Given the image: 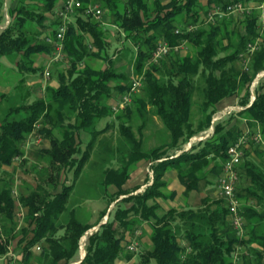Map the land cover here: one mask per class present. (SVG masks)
<instances>
[{
    "label": "trees",
    "instance_id": "16d2710c",
    "mask_svg": "<svg viewBox=\"0 0 264 264\" xmlns=\"http://www.w3.org/2000/svg\"><path fill=\"white\" fill-rule=\"evenodd\" d=\"M80 1L81 6L75 9L62 41L67 66L56 70L59 86L47 85L44 93L31 101L28 99L33 86L27 84L28 78L43 70L34 65V55H52L54 48L44 38L61 22L58 11L62 5L57 7L59 0L37 3L17 0L14 7H8L9 22L0 30V58L14 65L16 78L14 94L0 91V106L7 102L0 111V173L4 175H0V255L8 253L11 241L16 239L15 249L22 256L19 264H60L62 260L63 264H69L79 250L82 236L99 224L96 230L87 233L85 255L78 264H114L119 257L130 259L126 254L130 241L125 239L126 232L133 235L137 223L148 220L151 244L140 252L135 264H147L150 259H155L157 264H232L238 246L247 251L242 254L240 264H264V149L258 148L261 144L250 142L237 167L240 181L236 195L245 220L244 237H239L232 227L226 202L220 196L212 199L205 195L200 207L188 204L186 208H170L160 214V206L155 201L157 197L167 196V183L162 177L169 168L178 170V178L185 187L184 196L188 198L208 174L213 178L207 181L217 184L226 150L239 135L246 130L259 131L264 140L263 84L257 86L255 98L249 105L250 82L264 70V32H259L258 9L245 15L240 22L245 26V33L239 34L234 30L233 17L208 24L201 20L207 9L235 0H207L205 5L200 0H169L165 4L160 0ZM91 2L106 9L108 23L120 29L136 46L134 68L142 76V93L131 95V102L118 109L121 113L107 101L114 93L124 94L130 84L125 83L127 75L111 65L107 30L101 21L86 13ZM191 24L196 27L188 31ZM86 35L92 41L89 42ZM260 36L259 46L249 52L247 43L255 42ZM160 40L172 47L187 43L191 52L180 55L178 50L172 49L152 63L149 58ZM248 57L246 70L243 60ZM94 58L105 60L107 67H93L88 60ZM2 67L0 62V76L6 79L11 71L7 69L4 75ZM196 76L204 79L205 86L200 104L202 117L194 122L191 108ZM14 95L17 100L11 104ZM230 96H237L242 107L238 113L248 128L244 130L236 125L226 128L220 120L213 126L209 139L175 155L174 151L181 149L192 136L209 128L215 105ZM147 114L158 116L167 129L169 141L144 150L141 134L136 138L121 117L129 120L138 116L142 119L141 129ZM112 117L120 120L119 133L130 146L125 158L121 155L115 158L119 162L117 167L103 169L101 183L116 188L109 195V204L121 194H129L122 201L130 205L121 207L115 203L113 214L110 210L105 222L100 223L106 215L103 212L99 221L90 224L68 209L72 184L66 183V174L71 173V182L79 175L90 156L92 142L100 133L97 123ZM83 131L92 135L85 149L81 148ZM34 135L49 142L48 147L35 151V158H42L43 163L38 173L48 168L52 173L46 175L44 185L39 182L31 188L29 183L21 184L22 189L15 196L14 179L5 173L4 167L24 155L27 139ZM259 151H263L260 159L255 157ZM141 159L151 161L152 182L142 192L132 194L133 190L123 185L131 166ZM58 185H62L60 190L56 188ZM210 199L215 204L212 210ZM22 206L27 209V224L18 228L16 214ZM66 211L67 219L59 222ZM37 243L43 246L40 255L32 251Z\"/></svg>",
    "mask_w": 264,
    "mask_h": 264
},
{
    "label": "rangeland",
    "instance_id": "374dc122",
    "mask_svg": "<svg viewBox=\"0 0 264 264\" xmlns=\"http://www.w3.org/2000/svg\"><path fill=\"white\" fill-rule=\"evenodd\" d=\"M27 1L29 2L35 1L37 3V2H40L41 0H27ZM160 1H162V4H165L167 0H160ZM3 3L4 4L2 5V7L5 8L4 10L5 12L2 11V13H6V9L9 6L10 0H8V2L7 0H4ZM88 5H99V4L96 2H91V4L89 3ZM2 7L0 6V10L2 9ZM244 17H233L234 18L233 23L235 25L234 30L236 33H239V34L245 33L244 31L245 26L244 24L241 25L240 23ZM8 22H9V16L5 14V22L1 24L0 26L1 29L4 28ZM101 24L103 25L102 22ZM104 26L108 27L105 24ZM113 29L114 31L110 32L109 37L106 38V41L109 43V45H107L108 46L107 53L112 58L110 59L112 60L111 65L117 71L121 73L123 72L127 75L128 80H126L125 83L126 85H128L130 84L133 78L138 77V76L142 78L140 74H137L135 72V68H134L136 47L134 46V43L129 44L127 40L125 44L122 43L121 42L122 34H120V32L117 30L115 31V28ZM259 32L260 33L264 32V17L261 18V16H259ZM260 39L262 40L261 36H260ZM178 51L180 55L187 54L191 52V47L190 45H187V43H184L183 46L178 49ZM42 59L43 58H40L38 59V61L40 62ZM64 62L65 61L63 60L58 62L59 63L58 67L60 69H64V67L61 66V64L63 65ZM8 63L9 61H5L4 65L11 67V64H8ZM148 63L149 62H147V64ZM89 64L94 65V66H99L102 64V68L107 67V62L105 60L100 61L98 60V58H94L93 60H90ZM42 68H44L43 65H42ZM45 70L49 71L50 77L45 75ZM52 73L53 72L50 67H46L42 70V73H41L42 76H40L41 81L38 82V84L33 85L32 95L28 99L29 101H31L34 97L42 95L44 93L43 91L44 87L47 86L50 82H53V80L57 79L56 76H52ZM262 73L263 74L260 77L255 79V81L253 80L254 82H252L253 84L251 86V89L254 90V94L259 84H263V88H264V70ZM15 81H16V78H13L11 81L9 80V82H13V83H15ZM119 82H122V80H119ZM194 85H195V90H194V94L192 98L193 103H192L191 110L193 113L192 114L193 120L194 122H196L202 117L201 110H200V104L204 99V93H203L204 86H205L204 79L201 78L200 76H196ZM37 87H40V88H37ZM141 93H142L141 89L138 88L132 93V95L137 96V95H141ZM116 94H119V93H116ZM120 97H121V93L119 94V96L117 95V97L115 98V104L114 102L113 104H111L112 108L117 113H121V112H118V109L114 107L117 106V103L119 102ZM16 100L17 99L15 98V95L12 96L10 99V101L12 102L11 104H14ZM6 105H7L6 101L2 102V105L0 106V111H2L3 110L2 107H6ZM238 111L240 110H236L230 114L231 117L229 118L228 122H226L228 117H225L223 119V122L225 123L226 128L230 127L231 125H236L239 127H242L243 125L247 126V123L245 122L242 115L238 113ZM121 120L123 122L125 121L126 124L130 125L131 131L133 132L136 138H139L141 134V142H142L141 144L144 150H149L151 147L166 140L167 129L163 128L159 120L156 118H151V117L146 118L141 129H140V126L142 122H141V119L138 118V116L137 117L132 116L129 120L127 119V117L122 116ZM119 123H120V120L115 119L114 117L104 118L100 120L96 125V128L100 130V133L94 138L92 142L89 160L84 164L79 175L72 182H71V179H72L71 173L66 174L67 176V180H65L66 183L72 184L71 192L69 194V199L67 202L68 209L69 210L72 209L74 211L75 216L84 222L93 223L97 221L98 218L100 219V215L103 212H105V214L107 215L106 217L103 218V221H104L105 218L107 219L109 216L108 214L109 211H107V208L111 210L112 214L115 209V205L114 207L113 206L110 207V205H108V203L110 202V197H111L109 195L111 194L113 188L111 187V185L106 187L101 182L103 180V172H102L103 169L107 166L117 167L119 165V162L115 158H117L120 155L125 158L127 149L130 146L127 140L119 133ZM91 138H92V135L90 133L86 131L82 132V138H81L82 139V145H81L82 149H85L84 145L87 142H89ZM46 141L47 139L43 138L42 136H36V135L32 136L26 142L24 146V150H25L24 155L15 158L10 166L4 167L5 173L10 174V176L12 175L14 179L13 194L15 196L19 195L20 189H22L21 184L29 183V185H31V188L34 187L35 183H39V182L43 183L44 185L46 175H49L52 173L48 167H47L48 168L47 171L38 173V171L41 170L40 166L43 165V163H41L42 158H35L36 156L35 151L42 148L43 146L42 144L47 143ZM263 147H264V144H261L258 148L260 150H263L264 149ZM262 152L263 151H259V153H256L255 157L260 159L262 157L261 155ZM100 157H102V160H100ZM0 175H3V174L0 173ZM212 178L213 176L208 174L206 176V179L204 178L198 183L199 184L198 186L200 187L201 190H196L191 193H196L198 195H201L202 193L203 195H205L208 192L209 197H211L212 199H218V193L216 192V185L207 181V179H210L211 181ZM19 184H20V187H19ZM49 186L50 188L52 187L51 183ZM56 188L60 190L62 188V185H58L56 186ZM115 202L117 203V205H120L121 207H125L129 203L127 201L125 202V201H117V200ZM23 213H25V207L22 206L19 208L17 215H16V218H17L16 222L18 223V226H17L18 228L27 224L26 214L23 215ZM67 216H68V212L66 211L60 216L58 221L59 222L65 221L67 219ZM91 230H94V229H91ZM15 245H16V239L11 241L8 253H6L5 255H0V264H5L8 261H11L13 264H19L22 256H21V253L15 249ZM37 245L41 246L39 250H36L35 248ZM32 247H33L32 251L34 252V254L36 255L41 254V250L43 247L41 243H37ZM126 254L130 256V259L133 257L135 261H138L140 258V249H138L136 252L126 251ZM74 258L77 259L78 255H75ZM147 264H157V263L155 259H150V261Z\"/></svg>",
    "mask_w": 264,
    "mask_h": 264
},
{
    "label": "built area",
    "instance_id": "2783aa9c",
    "mask_svg": "<svg viewBox=\"0 0 264 264\" xmlns=\"http://www.w3.org/2000/svg\"><path fill=\"white\" fill-rule=\"evenodd\" d=\"M81 6L80 0H64L61 8L58 11V15L61 19L60 23H57L53 28V33H47L45 35V41L50 43L54 48L51 59L55 62L61 61L64 59V53L61 51V40H64V35L67 29V24L71 19L75 16V9ZM253 9H258L260 11L261 16L264 15V0H256V1H242V0H235L230 1L228 3H219L218 5L214 6L213 8L207 9L204 14L201 15V20L204 24L214 23L217 19H222L224 17H244L248 15ZM86 13L90 14L94 20L103 22V18L105 16V12L103 8L98 5H88L86 8ZM196 26L195 24L188 25L187 30L190 31L194 29ZM175 32L178 33L179 29H175ZM261 39L257 37L255 42L247 43V49L249 52L254 51L260 44ZM183 44L170 46L167 41L160 40L156 43L155 49L153 50L151 57L149 58L150 62H158L160 59L165 57L170 50H178L181 48ZM248 58L243 60L244 68L247 70ZM263 70L258 72L254 77L257 79L263 73ZM49 71L45 70V75L49 76ZM252 80V82H254ZM252 82H250V102L249 105L254 100V90L251 89ZM142 85V78L135 77L131 80L129 89L121 95L117 106L114 107L116 109H123L128 103L131 102V95L132 93L140 88ZM242 107L238 106H227L223 107L218 112H215L212 115L211 123L209 126V130L214 129L215 123H217L220 119L224 116L230 115L232 112L236 110H240ZM210 134L208 131L203 132L197 136L191 137L189 144L191 141H200L207 138ZM252 142L254 144H264V140L259 131L249 132L246 130L243 134L239 135L236 140L230 144L226 150L227 157L222 163V173L217 178L216 190L220 197H222L226 202V207L229 212V220L236 231L239 237H244L245 230H244V217L240 213V201L236 195V188L240 181L239 173H238V165L244 155L245 148ZM153 172V171H152ZM152 172H150L152 174ZM86 236H82L79 241V251L83 255L85 252V243H86ZM41 246L37 245L35 248L39 250ZM126 249L130 252H135L137 250V245L134 242H130L126 245ZM247 253L242 247H237L233 253L232 257V264H240L242 262V254Z\"/></svg>",
    "mask_w": 264,
    "mask_h": 264
},
{
    "label": "crops",
    "instance_id": "0c3cea01",
    "mask_svg": "<svg viewBox=\"0 0 264 264\" xmlns=\"http://www.w3.org/2000/svg\"><path fill=\"white\" fill-rule=\"evenodd\" d=\"M2 1H4V0H2ZM150 1H152V0H149L148 2H150ZM167 1H169V0H167ZM167 1H166V3H167ZM7 2H8V0H7ZM16 2H17V0H10V3H9V6L8 7H14L15 4H16ZM63 2H64L63 0H59V2L57 3V7L59 8L63 4ZM200 2H201V4L205 5L207 3V0H205V1L204 0H200ZM161 3H162V1H161ZM98 6H100V5H98ZM7 9H6V13H2V11L5 10L4 7H2V9L0 10V15L2 16L1 19H0V26H1L2 23L5 22V14L8 15ZM103 10L105 12V16L103 18V22L102 23H103V26H104V24L108 26V27L104 26L105 27V30H107V32H108L107 38L109 37L110 32L114 31L113 28H115V31L117 30V31L120 32V34H122V39H121V42L122 43L125 44V42H127V41L129 42V44L130 43H133L130 40V38H125L123 36L124 34H123V32L120 29L118 30L114 25L108 23V20H107V11H106V9H103ZM258 12L260 14V11L259 10H258ZM260 16H261V14H260ZM263 17H264V15L261 16V18H263ZM72 20H73V18L71 19V21ZM0 30H1V27H0ZM87 38H88L89 42L92 41V38L89 35H87ZM123 38L125 39V41H124ZM108 45H109V43H108ZM92 48L95 49L94 46H92ZM40 58H43V59L39 62L38 59H40ZM0 60H1L0 62L3 64L1 73H3L4 75H6L5 74L6 70L7 69H10L11 73L8 74V75H6L5 77H6L7 80H10L11 81L15 77L14 76L15 75V71L13 70L14 65L12 63H10V62L8 64H11V67L10 66L8 67V66L4 65L5 61H8L4 57L3 58H0ZM90 60H92V59H89L88 60L89 63H90ZM98 60L102 61L103 59L102 58H98ZM63 61H64V59H63ZM58 62L59 61H57V62L53 61L51 59V55L50 54L37 53V54L34 55V65L35 66L37 65V67L38 66H41L42 67V65H43L44 68L50 67L51 70H52V72H53L52 73V76H56V78H57V75H55L57 73L56 70L60 69L58 67L59 66L58 65L59 63ZM61 66L64 67V69L66 68V66H67L66 59H65V62L63 63V65L61 64ZM92 66L95 67V68H102V64L99 65V66H94V65H92ZM41 73H42V71H38L37 73L31 74L29 76V78H28L27 84L30 85V86H33L35 84H38V82L41 81V77H40V76H42ZM2 76H0V91L3 92V93H9L10 92V93H13L14 94V92H13L14 91V89H13L14 83L13 82L6 81L4 79V76H3V78H2ZM48 77H50V76H48ZM2 82H4V83H2ZM48 85H50L51 87H55V88L58 87L59 86L58 79L53 80V82H50ZM37 88H40V87H37ZM119 94L114 93L113 96L108 99V101H107L108 104L111 105V104H113V102L115 104V98L117 97V95L119 96ZM236 97L235 96H230V97H226V98H223L222 100H220L215 105L216 112H218L219 110H221L223 107H227V106H238V107H240V105L238 104V98H236ZM148 117L156 118L161 123V121H160V119L158 118L157 115L147 114L146 117H145V120ZM225 117H228V116H224L220 120H223ZM141 122H142V119H141ZM161 126L164 128V126H163L162 123H161ZM242 128H244V130H246L248 128V126H244L243 125ZM206 131H208V133L210 134L207 138H210L212 136V134H213V130L211 131V130H209V128L200 131L199 133L195 134L194 136H197V135H199V134H201L203 132H206ZM194 136H192V137H194ZM31 137H28L27 141ZM207 138H205L203 140H206ZM190 139L181 146V149H177V150L174 151L175 152V155L180 154L182 151L188 150L191 147L192 144H195V143L199 142V141H195L194 142L192 140L191 141V144H189ZM203 140H200V141H203ZM168 141H169V134L167 132L166 140L158 143L155 146L162 145L164 143H167ZM46 142L47 143H43L42 144L43 145L42 148H45V147H48L49 146L48 140ZM155 146H153V147H155ZM89 158H90V156H89ZM89 158L86 159V160L88 161ZM100 160H102V157H100ZM177 171L178 170H176L175 168H169L168 170L165 171V173H164V175L162 177L166 181V183H167L166 190H165V192L167 193V196L166 197H157V198H155V201L160 206V208L158 210L159 211L158 214L163 213L164 211H167L170 208H176V209L186 208L188 204L191 207H193V208L200 207L202 205V203H203L202 198H204L205 195H208V192H207L205 195H203L202 193H201V195H198L196 193H190L189 194L190 197H188V198L186 196H184V188L185 187L180 182V180L178 178ZM150 172H152V169H151V161L146 160V159H141V160L137 161L136 163H134L131 166V168L129 170V177L125 181L123 187L126 188V189H132L133 190L131 192L132 194H136V193L142 192L145 189V187H147L148 185H150L151 182H152V175L153 174H151ZM111 187L113 188L112 189V192L115 191L116 188L114 186H111ZM57 190H59V189H57ZM197 190H201L199 186H198V189ZM194 191H196V190H194ZM216 192H217V190H216ZM128 195L129 194H121L116 200L117 201H122V198H124V197H126ZM218 197H219V195H218ZM116 200L112 201L110 204L108 203V205H110V207H112V206L114 207V205L116 203L115 202ZM211 200L212 199H210L208 201V203L209 202L211 203V206L210 207H211V210H212L215 207V204H213L211 202ZM150 202H152V201H150ZM129 205H130V203H128V205L125 206V207H128ZM107 211H110V210L107 208ZM26 213H27V209L25 207V213H23V215H25ZM106 215H103V216L106 217ZM103 218L100 220V223H103V222L106 221V218H105L104 221H103ZM97 221H99V218H98ZM97 221H95L93 223H90V224H94ZM98 226H99V224H97L96 226H94L92 229L96 230L98 228ZM91 231H93V230H88L86 233H89ZM150 233H151V227H150L149 221L148 220H141L140 222L137 223V226H136V229H135L133 235H128L127 232H126L125 239L126 240L130 239V241L128 243H130V242L136 243L137 250L140 249V252H141L144 249H147L149 247V245L151 244ZM76 255H78V258L75 259L74 258L75 256H74L72 258V260L69 262V264H78L82 260V258L84 257L85 252L82 255L80 253V251L78 250V252H77ZM136 262L137 261H135L133 259V257L131 259H128V260L119 257L118 259L115 260L114 264H135ZM63 263H64L63 260L60 261V264H63Z\"/></svg>",
    "mask_w": 264,
    "mask_h": 264
},
{
    "label": "bare ground",
    "instance_id": "6f19581e",
    "mask_svg": "<svg viewBox=\"0 0 264 264\" xmlns=\"http://www.w3.org/2000/svg\"><path fill=\"white\" fill-rule=\"evenodd\" d=\"M63 40H61V47L63 48V43H62ZM62 48H61V51H62Z\"/></svg>",
    "mask_w": 264,
    "mask_h": 264
}]
</instances>
